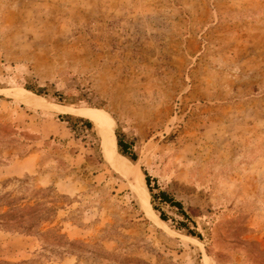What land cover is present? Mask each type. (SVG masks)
<instances>
[{"label":"rangeland","instance_id":"374dc122","mask_svg":"<svg viewBox=\"0 0 264 264\" xmlns=\"http://www.w3.org/2000/svg\"><path fill=\"white\" fill-rule=\"evenodd\" d=\"M0 264H264V0H0Z\"/></svg>","mask_w":264,"mask_h":264},{"label":"trees","instance_id":"16d2710c","mask_svg":"<svg viewBox=\"0 0 264 264\" xmlns=\"http://www.w3.org/2000/svg\"><path fill=\"white\" fill-rule=\"evenodd\" d=\"M26 91L33 92L34 94H36V96L45 95L39 92L38 90H36L35 88H31V87H26ZM55 99L59 103L62 104L66 103V98H64V96H62L59 93L55 94ZM83 124L89 129H92L94 127L93 123L88 120H85ZM117 138H118V142L114 145L117 151L119 147V151H120L119 153L121 155L126 157L130 162L136 163L138 161V155L133 149V143L126 142L119 134H117ZM145 180L152 198V206L156 211V213L159 215V217L164 222L168 223L169 218L166 215V213L162 210L161 206H168L172 209H175L178 215L181 217V220L175 222L174 230L177 232L184 233L188 237L199 240L200 242H204L203 236L199 232H197V230L191 229L190 224L194 222L192 221V218L190 217L188 212L185 210L182 202L176 200L168 192L161 190L157 185L156 179L150 176L147 172H145Z\"/></svg>","mask_w":264,"mask_h":264},{"label":"bare ground","instance_id":"6f19581e","mask_svg":"<svg viewBox=\"0 0 264 264\" xmlns=\"http://www.w3.org/2000/svg\"><path fill=\"white\" fill-rule=\"evenodd\" d=\"M22 94L31 95L24 91ZM21 100L29 105L34 106L35 103L28 98L22 96ZM79 114L86 116L95 125L97 131L103 139V151L105 157L111 166L122 173L129 175L137 185V195L139 201L151 214L150 199L151 195L146 184L145 175L136 171V166L133 165L126 157L121 155L113 146L111 135L115 131L116 123L113 118L105 110L99 108H83L78 111Z\"/></svg>","mask_w":264,"mask_h":264}]
</instances>
